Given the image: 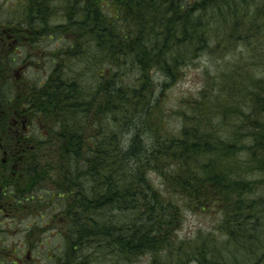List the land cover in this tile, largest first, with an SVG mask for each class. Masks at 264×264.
Segmentation results:
<instances>
[{
	"label": "trees",
	"instance_id": "obj_1",
	"mask_svg": "<svg viewBox=\"0 0 264 264\" xmlns=\"http://www.w3.org/2000/svg\"><path fill=\"white\" fill-rule=\"evenodd\" d=\"M54 1L15 0L20 51H0L46 66L0 95V236L3 214L33 221L8 264L47 229L48 264H264V0ZM203 53L228 96L210 102L206 73L168 105ZM188 212L216 236L179 237Z\"/></svg>",
	"mask_w": 264,
	"mask_h": 264
},
{
	"label": "rangeland",
	"instance_id": "obj_2",
	"mask_svg": "<svg viewBox=\"0 0 264 264\" xmlns=\"http://www.w3.org/2000/svg\"><path fill=\"white\" fill-rule=\"evenodd\" d=\"M54 3H58L60 5H64L66 3V0H55ZM19 4H15V0H0V22L4 24L3 27L0 28V31L4 28L3 32H0V37L1 41H3V34L4 32H10L7 31L8 29L12 28L11 33L15 34L16 30L14 29L15 27H20L19 21L21 20V10H20ZM63 8V6H62ZM59 10V8H58ZM57 13V11H55ZM52 21H58L59 16L57 17H52ZM18 22V23H16ZM52 22V23H53ZM19 25V26H17ZM18 31V29H17ZM17 36V35H16ZM48 42V44H47ZM48 45V49L52 50L53 47L55 46V40H47L43 45L46 46ZM3 46V47H2ZM0 46V51H4L5 47L4 44ZM8 49V48H7ZM15 51H20V48H16ZM13 52V51H12ZM51 52V51H50ZM1 56V52H0ZM4 54L2 55V57ZM11 56V55H9ZM3 64L1 66L0 62V95H3L5 93V90L7 89L9 82L8 80H11L13 82L15 80L14 75H17V78H19V74L22 76H26V78H32L35 77L36 74L41 76V72L45 73L46 66L42 65V62L38 64V66H31L27 68L26 70H21V65L24 63V59L22 60V63H19L16 66H12L11 64H7L8 59H2ZM218 63H219V58L208 53H203L200 56V60L195 63L196 66H190V68H187L185 71L184 76L182 79L171 88L170 91H167L169 96L167 99L168 105H173L175 102L178 101L179 96H185L188 94H194L196 95L200 88L202 87L203 79L206 76V73H208V83L209 84L208 89L210 91V96L208 97L210 102L213 101V99L217 96L219 97V101H223L225 97H227L228 92L227 90L223 87L224 84L226 83L225 81H222L220 83L219 77L220 72L218 70ZM40 65V67H39ZM254 69H257V67H253ZM7 72V73H6ZM4 74L7 75V77H4ZM239 79V77H238ZM184 97H182L183 99ZM22 107L21 104L18 103ZM0 118H3V115L0 114ZM1 119V120H2ZM171 123H175L174 120H171ZM2 153L0 151V157ZM260 190H264V187L261 186ZM257 193H259L257 191ZM52 206L50 207V209ZM23 214H20L18 216H21ZM16 216V220L17 217ZM217 216V215H216ZM2 222H4V226H7L8 231L4 234H1V243H0V264H8V261L6 260V249H9L8 247L14 246L15 244L18 247V251L22 252L26 248L25 242H23V227L25 223H30L32 224L33 221L31 218L27 220V222L21 223V221L17 222L15 224L14 222L15 219L12 218L11 216H8L6 214L2 215ZM35 221H38L37 216L34 215L32 216ZM218 217V216H217ZM47 220H50V210L48 209L46 212V215L44 216ZM23 219V218H22ZM211 216H204V215H198L193 212H188L185 223H183L181 230H179V237L184 238V237H189L195 235L197 232H207L204 234H210V236H216L214 232H216V227L215 225H211ZM45 224V222H42ZM41 223V224H42ZM10 226V227H9ZM50 228V226H49ZM209 231V232H208ZM197 237V236H196ZM195 237V238H196ZM194 238V239H195ZM44 243L39 244H31L28 249V252L30 253V256L27 258L26 261L22 262V264H48L49 260L46 258V255L51 256L53 255L54 252H58L59 249L63 247V239L61 236L56 235L53 230L47 229L45 232V236L43 237ZM35 241V240H34ZM50 247V249H48ZM48 250V251H47ZM19 262V260H18ZM149 262V255H145L139 260H136L133 264H148Z\"/></svg>",
	"mask_w": 264,
	"mask_h": 264
},
{
	"label": "flooded vegetation",
	"instance_id": "obj_3",
	"mask_svg": "<svg viewBox=\"0 0 264 264\" xmlns=\"http://www.w3.org/2000/svg\"><path fill=\"white\" fill-rule=\"evenodd\" d=\"M17 34H19V33H17ZM3 43H4V46H5V42L6 43H8V48L10 47V48H12V46L14 45V44H20V42H19V38H16L15 36H14V34L13 33H11V32H7V37H3V41H2ZM11 45V46H10ZM9 48V49H10ZM26 60H24V62H25ZM25 65H26V63H23V65H22V67H21V69H24L25 68Z\"/></svg>",
	"mask_w": 264,
	"mask_h": 264
}]
</instances>
